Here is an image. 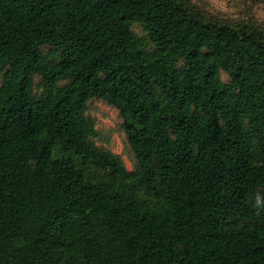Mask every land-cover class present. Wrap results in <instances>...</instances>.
<instances>
[{"label": "trees", "instance_id": "trees-1", "mask_svg": "<svg viewBox=\"0 0 264 264\" xmlns=\"http://www.w3.org/2000/svg\"><path fill=\"white\" fill-rule=\"evenodd\" d=\"M0 264H264V30L191 0H0Z\"/></svg>", "mask_w": 264, "mask_h": 264}, {"label": "rangeland", "instance_id": "rangeland-1", "mask_svg": "<svg viewBox=\"0 0 264 264\" xmlns=\"http://www.w3.org/2000/svg\"><path fill=\"white\" fill-rule=\"evenodd\" d=\"M197 7L213 18L230 23L251 22L264 30V0H191ZM223 4L226 11L220 9ZM135 31L143 36V29L135 25ZM224 81L229 76L222 72ZM89 115L96 121L97 136L95 143L106 151L119 155L127 169L133 171L137 158L132 150L125 130L120 111L104 100L94 99L89 104Z\"/></svg>", "mask_w": 264, "mask_h": 264}, {"label": "clouds", "instance_id": "clouds-1", "mask_svg": "<svg viewBox=\"0 0 264 264\" xmlns=\"http://www.w3.org/2000/svg\"><path fill=\"white\" fill-rule=\"evenodd\" d=\"M220 9H221L222 11H226V10H227V9L224 8L223 4L220 5ZM257 205L259 206V198H258V200H257Z\"/></svg>", "mask_w": 264, "mask_h": 264}]
</instances>
